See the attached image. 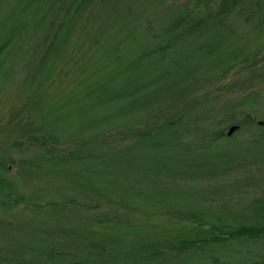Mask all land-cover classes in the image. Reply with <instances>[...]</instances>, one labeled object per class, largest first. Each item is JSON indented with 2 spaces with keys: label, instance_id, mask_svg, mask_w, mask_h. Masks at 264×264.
<instances>
[{
  "label": "trees",
  "instance_id": "obj_1",
  "mask_svg": "<svg viewBox=\"0 0 264 264\" xmlns=\"http://www.w3.org/2000/svg\"><path fill=\"white\" fill-rule=\"evenodd\" d=\"M90 1L0 0V62L6 55L9 58L5 62L18 61L14 58L16 52L11 50L17 43H21L19 50L28 53L25 60L21 57L23 80L32 83L23 108L30 112L32 120L27 121L20 144L26 151L33 150L35 159L27 163L56 162L88 168L91 187L96 188L90 193L83 187L72 190L68 184L59 183L54 184L58 187L55 190L50 187L37 194L35 190L23 194L16 181L6 175L9 166L0 157V226L16 223L39 226L29 232L35 237L27 239L24 235L25 239L0 241V264H264V193L253 197L238 195L239 183L234 177L251 171L249 180L264 179L258 175L264 172V86L237 98L222 100L221 96L207 101L208 95H193L188 86L199 84L202 74L221 78L257 59L264 47V0H176L172 4L161 0L162 4L165 2V24L160 23L150 39L145 34L156 27L162 15L157 16L155 7L138 12L137 21L146 32L142 51L126 61L124 52L117 56L123 59L124 67L110 73L111 82L106 90L120 93L121 98L123 91L134 93L135 86L126 89L129 81L117 84L118 78L145 59L158 62L165 58V87L160 81L151 80L149 89L142 88L140 94L163 102L167 88L166 97L176 101L173 106L177 108L161 125L143 130L137 137L149 141L148 144L163 139L165 144L169 143L170 160L165 162L174 166L165 178L148 176L150 184L146 189L165 191V216L176 217V213L173 215L176 210L189 220L175 237L166 233L163 236V231L129 234L124 228L135 226L131 218L124 212L111 210L116 204L131 208V193L142 187V181L127 180L118 187L109 176H100L101 166L109 165L106 168L111 171L123 167L122 161L128 160L130 164L135 156L133 146L98 155L93 153L94 138L98 136H92L86 141L91 147L89 151L72 153L65 159L56 153L57 140L81 129L52 124L43 113L49 106V100L44 98L51 95L60 76L64 79L70 75L76 42L71 40L72 30L78 27V19ZM112 2L97 1L89 12L91 17L96 19L99 12L110 7L113 14H119V4ZM129 6L127 3L131 10ZM95 68L100 66L96 64ZM211 102V108L205 109L203 103ZM120 105L124 109L121 111L128 115L129 103ZM142 106L141 114L155 108L152 103ZM121 117V114L116 120L104 117L99 131L133 125V118L121 121ZM233 124L240 127L228 137L227 128ZM258 146L262 151H255ZM101 195L116 204L108 210L99 209L104 199ZM19 202L30 213L25 211L12 216L15 218H6L5 214ZM94 209L99 211H91ZM99 226L120 227L121 235L108 238L106 230H100ZM114 253L119 256L117 260Z\"/></svg>",
  "mask_w": 264,
  "mask_h": 264
},
{
  "label": "rangeland",
  "instance_id": "obj_2",
  "mask_svg": "<svg viewBox=\"0 0 264 264\" xmlns=\"http://www.w3.org/2000/svg\"><path fill=\"white\" fill-rule=\"evenodd\" d=\"M97 1H90V5L87 6L78 19V27L72 30L71 40L76 42L75 49L71 55L70 62L72 68L70 75L64 79V76H60L59 81H56V84H54L55 86L51 95H47L44 98L46 101L49 100L50 108L48 106L43 110V113H45L47 118L52 120V124H56L59 127L69 126L72 128L75 126V130L81 129L73 134L61 137L59 141L57 140L56 145L58 147L56 153L62 155V158L65 159L66 156L68 157L72 153L78 154L82 151H89L90 146L86 145V141L92 136L100 137L94 138L97 147L93 148L95 150L93 153L98 155L112 151V149H121L125 145L133 146L132 153L135 156L130 164L128 160H125L121 162L124 163L122 164L123 167L118 169L109 171V168H106L109 165L101 166L100 169L102 172L100 176H109L118 187L121 183L127 182V180L132 183L136 179H141L142 183L140 185L142 187L140 186L136 192L131 193L133 196L132 201H130L132 203L131 208L123 204L120 206L109 201L108 197L101 195L104 199L101 200L102 204L99 209L108 210L113 203L116 204L113 205L112 212H124L131 218L132 224L135 225L132 228H124L126 232L129 231V234L142 235L149 232L163 231V236H165V233L174 237L178 236L179 232L183 231L184 225L189 224V220L184 214L181 215L175 212L176 210L173 211V215L176 213V217L171 215L165 216V210H167L165 208V204L167 203L165 202V197H167L165 196V191L161 192L153 188L157 191L155 192L152 189H146L147 185L150 184V176L165 178L167 172L174 166L171 162H165L170 160L167 155L170 151L169 143L165 144V139H163L159 142H150L148 144L149 141H142L137 137L143 130L163 123L165 117L167 118L172 114L171 111L177 108L173 106L176 101L173 102L172 98L166 97L167 88H165L166 100L163 102H160V98H153L149 94H140L142 93V88L148 87L149 89L151 80L154 83L160 81L162 88L165 87V58L158 62L145 59L141 63H138L140 64L139 66L137 64L121 78L117 79V84L129 81L130 83L128 82L125 88L135 86L133 89L134 93L126 94L123 91L121 92L122 97L119 98L120 93L107 92L106 90V86L111 82V71H119L124 67L123 59L119 60L117 56H121L124 52V60L126 61L132 58V56L137 57V54L142 51L144 46L143 34L146 32L142 28L144 25L141 24L140 26V23L137 21L138 14L143 10L146 11L155 7L158 10L157 16L162 15V19L156 27L149 31L148 34H145V36L152 39V33L154 30H158L157 28L160 23L164 22L165 24V2L162 4L161 0H114L111 4H119V14H113L110 7L99 12L97 18L93 19L89 12L94 9ZM175 1L168 0L167 4H172ZM127 3L130 4L131 10H128ZM156 3L161 5H155ZM137 39L142 42H139ZM97 40L99 41L97 42ZM20 44L17 43L11 49L13 53L16 52L14 58L18 59L17 62H13V64L5 62L4 59H8V55L4 56V59L0 62V157L5 159L8 164L7 166H9L6 175L9 179L16 181L23 194L32 190H35L34 193L37 194V192L47 191L50 187H53L52 190H55L58 187L54 186V184L57 185L59 183L68 184L72 190L83 187L86 192L91 193V191H96L95 185L91 187L92 175L88 168L79 169L69 164L61 165L56 162L45 163L43 161H36L33 164L27 163L28 160L35 159L34 151L22 149L20 141L23 140V132L27 128V121L32 120L29 117L31 116L30 112L23 108L24 102L29 96L30 84L32 82L31 80L27 82L23 80L25 70L21 57L24 56L25 60L28 53L25 50H19ZM96 64L100 68L93 70ZM8 69L9 71L12 70L4 76ZM197 83L199 84L188 83V86L191 87L190 90L193 92V95L199 97L208 95L209 97L205 101L209 98H221V96L224 97L221 98L222 100L237 98L239 95L247 93L252 89H263L264 47L257 59L253 60V63L250 65L236 67L227 76L221 78L213 77L210 74H202ZM51 99L53 103L50 101ZM180 100L178 99V102ZM122 103H129L132 108L126 110L128 115L121 111L124 110L123 106L120 105ZM150 103L155 105L153 106L155 108L149 113L141 114L142 105L148 104L149 106ZM212 104V102L208 103V105L203 103L205 109H210ZM119 114L123 115L119 119L121 121H124L126 117L133 118V125L130 127L113 128L105 132L99 131V128L104 124V117L109 119L111 116L113 120H116ZM230 126L227 128V131ZM227 136L231 137L232 135L227 134ZM262 149L260 146L255 147V151L258 152L262 151ZM249 172L234 176L239 183L237 185V194L243 197H253L264 193V179L262 178L258 181L249 180L247 178ZM258 175L261 178L262 175L264 176V172L258 173ZM114 183L113 185H115ZM118 194L116 193L117 196ZM111 195L109 196L112 198ZM146 198L149 200H146ZM18 204L10 213L5 214L6 218H15V215L25 211L30 213V209L25 210L26 208H23L22 202ZM99 209L91 211L96 212ZM67 213L71 212L68 211ZM64 224L68 225L69 223ZM38 227L36 224L22 223H16L10 227L0 226V241H7L13 237H21L22 239H25V237H28L27 239L35 237L31 236L29 232L32 228ZM99 229L106 230L108 238L117 234L121 235L120 227L99 226ZM20 233L25 234L21 236ZM5 235L10 238H3ZM24 235L25 237H23ZM112 255L116 256L114 257L116 260L119 258L118 254L114 253Z\"/></svg>",
  "mask_w": 264,
  "mask_h": 264
},
{
  "label": "water",
  "instance_id": "obj_3",
  "mask_svg": "<svg viewBox=\"0 0 264 264\" xmlns=\"http://www.w3.org/2000/svg\"><path fill=\"white\" fill-rule=\"evenodd\" d=\"M240 127L239 124H233L230 126V128L227 131L228 135H232L238 128Z\"/></svg>",
  "mask_w": 264,
  "mask_h": 264
}]
</instances>
